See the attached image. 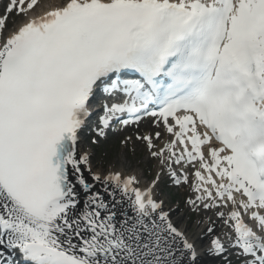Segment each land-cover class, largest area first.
I'll list each match as a JSON object with an SVG mask.
<instances>
[{"label":"bare ground","instance_id":"1","mask_svg":"<svg viewBox=\"0 0 264 264\" xmlns=\"http://www.w3.org/2000/svg\"><path fill=\"white\" fill-rule=\"evenodd\" d=\"M12 0H7V3H10ZM38 0L33 1L32 3L25 5L24 17H30L32 11L35 7L30 6H39L36 12L47 11L48 8H58L66 4L67 0ZM43 2V3H42ZM144 127L148 131H160L158 127L153 129L151 126H139L134 131L135 133H141L144 130ZM148 133L143 134L146 136ZM155 140V139H154ZM168 143L166 136L161 135L158 140L154 141V151L150 154H156V170H155V181H159L162 176L168 172V168L163 160L164 155L161 153V149L165 147ZM87 149H84L82 145L79 146L78 153L82 154L86 152ZM87 153V152H86ZM166 161V160H165ZM120 162V161H119ZM124 163L121 164L122 167ZM104 164L102 162H96L91 160V164H87L82 168V178H85L88 181V184H93V187L86 192L84 195L81 192V188L77 187L75 192L78 194L77 199L79 203L74 201H68L64 205H61L60 208L63 210H68L72 212L73 215H77L80 212V209L87 198H91L94 192L103 194V200L106 203H110L107 209L104 212V215L115 218V221H118L120 224V216L129 219L130 226H136L138 232L134 233L131 237L134 238L137 243V250L139 251V259L135 260V264H221L218 262V254H226L228 251H233L236 253L235 248L232 244L230 234L232 232V225L225 218L221 217L220 219H212L213 223L208 224L206 217H201L199 222V233L191 235L189 227L185 224L186 212L181 209L179 206L170 205L167 201L158 200V203L162 204V208L158 211H155L154 214L149 212L146 216L138 215L136 208L132 205V196H121L119 189L110 186L104 181L105 174H102V167ZM114 165H111L107 170V175H113L118 172H114ZM134 178V177H133ZM181 178V177H180ZM179 178V179H180ZM193 179L190 178L185 181L184 185L187 187L192 186ZM192 195L188 201V207L194 208V198L199 197V194ZM166 213V219L170 223L177 225L181 230H184L185 235L190 237L194 242L195 249L191 253H196L198 255L197 260L191 262L186 258V252L183 250V245H181L178 240L173 237H168V232L165 230L164 219L158 217V214ZM208 214H211L208 212ZM220 214V212L215 215ZM113 221L112 226L118 228V225H115ZM222 240L218 241L220 237ZM137 236V237H136ZM215 240L212 243V240ZM228 240V241H227ZM3 240H0V259H2V264H10V252L6 246H2ZM212 243V244H211ZM130 264V262L128 263Z\"/></svg>","mask_w":264,"mask_h":264},{"label":"rangeland","instance_id":"2","mask_svg":"<svg viewBox=\"0 0 264 264\" xmlns=\"http://www.w3.org/2000/svg\"><path fill=\"white\" fill-rule=\"evenodd\" d=\"M123 139H124V137L123 138L119 137V138H116L115 140H113L111 142H107V143L103 144L100 147L94 148L93 154H94L96 161L102 160L106 165H111L115 162L116 163V169H115L116 171H121L122 173H127V174L133 173V174H136V175L142 177V179L145 180L144 175H149V170H151V168L153 166H155V163L153 162V160L150 161L148 165L143 163L144 158L146 156L148 158V155H146L145 147L140 145L137 142H136V144H137L136 145V154L139 155V157L136 158V160L132 159L129 156V153L132 154L131 150L128 152L127 157L120 156L121 149L123 147V143H122ZM109 150H112V151H109ZM106 152H111V156H106L107 158H105L103 155ZM122 163H124V165H125L124 168L121 167ZM135 163H137L138 166L140 163H143V167L137 168L135 166ZM144 172H145V174H144ZM169 198L173 200L172 204L176 205L178 203L177 200L184 198V196H182L181 191H174L173 190L171 192H165L164 193L163 199L168 200ZM195 219H196V216H193L191 218L187 217V223L186 224H188L189 227H191V233L192 234L198 232L197 225H196L197 223L194 221Z\"/></svg>","mask_w":264,"mask_h":264}]
</instances>
